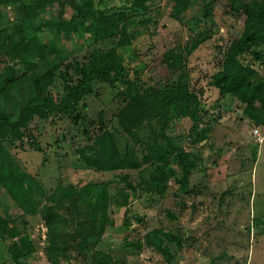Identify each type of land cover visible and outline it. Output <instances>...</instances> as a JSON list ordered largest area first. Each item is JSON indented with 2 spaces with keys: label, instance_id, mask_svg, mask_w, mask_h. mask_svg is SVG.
Segmentation results:
<instances>
[{
  "label": "trees",
  "instance_id": "1",
  "mask_svg": "<svg viewBox=\"0 0 264 264\" xmlns=\"http://www.w3.org/2000/svg\"><path fill=\"white\" fill-rule=\"evenodd\" d=\"M228 1L232 9L246 15L244 28L223 51L222 66L213 73L211 83L220 88L221 95H235L245 113L264 124V75L244 60L248 53L264 57L257 49L264 43V0ZM192 2L175 0V14ZM13 3H20L26 19L17 24L18 35H9L0 26V184L22 207L32 201L28 192L34 188L33 178L13 162L10 146L42 150L37 134L41 120L58 114L71 117L85 134V141L76 147L79 165L97 175L83 183L62 176L47 195L42 209L48 228L45 251L51 264H74L71 247L85 264L95 260L114 264L111 254L103 255L97 247L114 225L109 211L110 187L119 188L120 197L114 202L122 206L129 202V190L135 195L140 189L147 190L152 200L165 197L174 178L178 184L175 195L186 204L182 195L191 192L190 175L203 160L200 152L176 142L169 129L174 119H189L192 145L210 133L208 124L202 125L204 89L192 85L190 68V56L210 33L208 28L198 29L204 14L197 16L198 26L186 42L165 49L160 60L148 62L135 41L138 26L151 20L152 0H124L113 6H102L103 0H0V18L2 6ZM64 37L71 41L77 37L86 44L85 61L78 57L68 60L74 51L67 48ZM133 59L144 62L143 67L135 66ZM146 70L151 73L148 79ZM57 82L63 92L56 90ZM98 84L108 85L121 97L109 120L104 109L97 118L84 112L87 96ZM144 127L148 129L146 137L141 133ZM117 132L132 138L135 145L123 150ZM13 183L21 189L18 194ZM167 213L171 218L177 216L171 209ZM139 220L144 221L142 217ZM10 222L5 214L0 215V241L6 235L10 239L9 255L0 264H24L35 254L36 242L28 230ZM69 222L74 225L72 230ZM145 238L169 263L184 246L180 230L164 225L147 231ZM144 245L135 235L121 243L131 250Z\"/></svg>",
  "mask_w": 264,
  "mask_h": 264
},
{
  "label": "rangeland",
  "instance_id": "2",
  "mask_svg": "<svg viewBox=\"0 0 264 264\" xmlns=\"http://www.w3.org/2000/svg\"><path fill=\"white\" fill-rule=\"evenodd\" d=\"M123 1L103 0L101 5H121ZM152 3L151 20L138 26L135 41L148 62L153 58L160 60L165 49L186 42L198 26L197 16L204 14L198 29L208 28L210 33L190 56V68L192 85L204 89L202 125L208 124L210 133L206 139L192 145L188 137L189 119H174L169 134L180 145L200 152L203 158L190 175L191 192L182 195L186 204L175 195L178 184L174 178L165 197L152 200L147 190L140 189L139 195L129 190V202L122 206L114 202L120 193L113 185L110 187L112 203L109 211L114 225L107 229L97 247L103 255L105 252L111 254L114 264H264V124L251 119L235 95H221L220 88L211 83L213 73L222 66L223 51L241 34L246 15L232 9L228 0H194L177 15L175 0H152ZM2 8L0 26L9 35H18L17 24L26 19L20 3L3 5ZM73 38L71 41L64 37L67 48L74 51L68 60L78 57L85 61L86 44L77 37ZM257 49L264 53V43ZM244 57L245 62L253 63L264 75V57H254L252 53ZM133 63L140 67L144 64L137 59H133ZM149 74L148 70L144 72L147 79ZM55 88L64 91L60 82ZM96 89L100 94L95 95ZM91 93L87 96L88 107L84 112L96 117L104 109L105 119L109 120L120 106L121 97H117L106 84H98ZM147 130L146 127L141 129L145 137ZM37 134L42 150L19 146H10L9 149L13 162L33 178L31 185L34 188L28 192L32 201L26 202L25 211L12 193L0 184V215L5 214L11 220L10 225L28 230L35 239L37 250L24 264H51L45 251L48 228L42 217L47 195L62 176L83 183L97 173L79 165L76 147L85 141V134L77 129L71 117L58 114L43 119ZM117 138L123 150L135 145L125 133L119 132ZM172 165L180 169L176 163ZM17 187V184L13 185L18 194L21 189ZM168 209L177 216H168ZM139 217L144 221L141 222ZM71 224H68L70 230L74 228ZM159 225L179 229L184 237V246L171 263L154 246L146 244V232ZM134 235L145 241L144 247L140 250L124 249L121 243ZM77 240L78 237L74 244ZM9 241L7 235L0 241V260L9 255ZM70 253L72 263L85 264L74 247L70 248ZM91 264L99 262L95 260Z\"/></svg>",
  "mask_w": 264,
  "mask_h": 264
},
{
  "label": "built area",
  "instance_id": "3",
  "mask_svg": "<svg viewBox=\"0 0 264 264\" xmlns=\"http://www.w3.org/2000/svg\"><path fill=\"white\" fill-rule=\"evenodd\" d=\"M257 134H258V136H259L260 138H262V137H263V136L261 135V133H259V132H258Z\"/></svg>",
  "mask_w": 264,
  "mask_h": 264
},
{
  "label": "water",
  "instance_id": "4",
  "mask_svg": "<svg viewBox=\"0 0 264 264\" xmlns=\"http://www.w3.org/2000/svg\"><path fill=\"white\" fill-rule=\"evenodd\" d=\"M215 106H216V104H215Z\"/></svg>",
  "mask_w": 264,
  "mask_h": 264
}]
</instances>
